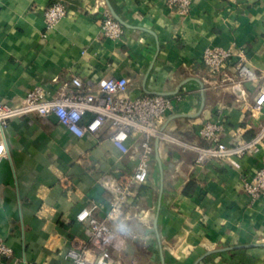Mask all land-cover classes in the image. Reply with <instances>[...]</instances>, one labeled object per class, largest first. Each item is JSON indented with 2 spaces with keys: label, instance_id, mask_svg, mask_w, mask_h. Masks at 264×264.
Listing matches in <instances>:
<instances>
[{
  "label": "crops",
  "instance_id": "0c3cea01",
  "mask_svg": "<svg viewBox=\"0 0 264 264\" xmlns=\"http://www.w3.org/2000/svg\"><path fill=\"white\" fill-rule=\"evenodd\" d=\"M59 2L66 14L46 33L44 10ZM103 12L118 20L122 37L100 32ZM242 48L264 73V0H194L187 15L162 0H0V100L18 102L33 85L54 92L73 74L82 79L125 76L132 96L180 94L162 122L169 133L203 143L198 124L225 120L222 139H249L264 112H242L227 88L208 84L202 62L208 47ZM264 76L245 84L246 105ZM0 159V238L14 253L0 264H66L68 248L85 240L76 214L94 201L107 212L101 171L121 175L134 159L122 154L104 128L80 137L55 116L12 118ZM241 167L195 163V152L174 143L154 145L149 177L118 223L128 237L118 264H264V194L251 201L242 178L264 164V143Z\"/></svg>",
  "mask_w": 264,
  "mask_h": 264
},
{
  "label": "built area",
  "instance_id": "2783aa9c",
  "mask_svg": "<svg viewBox=\"0 0 264 264\" xmlns=\"http://www.w3.org/2000/svg\"><path fill=\"white\" fill-rule=\"evenodd\" d=\"M171 9L187 15L194 0H162ZM44 28L51 31L65 16L66 8L56 2L44 10ZM100 32L112 40L122 37V24L109 13L99 17ZM211 78L208 84L227 88L240 103L242 112H264V86L256 89L253 102L246 105L245 84L257 82L264 73L253 70L247 61L246 53L234 44L229 47H208L202 55ZM130 81L125 76L82 79L73 74L68 81L60 83L54 92L42 85L28 88L16 103L0 100V159L6 154L5 130L9 121L15 117L37 114L42 117L53 115L58 123L74 129L80 137L90 134L98 137L105 127L110 130L109 139L122 153L134 159L132 170L121 175L101 171L98 184L107 193V212L98 217V205L92 201L77 212L76 219L83 225L85 240L67 249L66 264H118L112 253L121 254L129 233L127 225L120 223L117 229L111 227L118 223L126 204L133 202L140 185L149 177V164L154 145L174 143L195 152V163L204 165L221 161L235 168L241 167V159L255 154L264 143V123L249 139L225 142V120L207 118L198 124V135L203 143L188 142L167 132L162 122L173 110L180 94L132 96L128 92ZM243 188L251 201L264 194V164L257 167L250 179L242 178ZM13 248L0 238V260L13 255ZM129 264V263H126Z\"/></svg>",
  "mask_w": 264,
  "mask_h": 264
}]
</instances>
